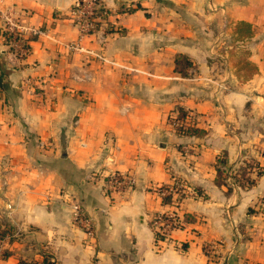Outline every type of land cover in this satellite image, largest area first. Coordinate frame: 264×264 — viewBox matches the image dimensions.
<instances>
[{"label":"crops","instance_id":"obj_1","mask_svg":"<svg viewBox=\"0 0 264 264\" xmlns=\"http://www.w3.org/2000/svg\"><path fill=\"white\" fill-rule=\"evenodd\" d=\"M80 1L0 0L42 31L25 33L21 60L0 33V228L13 237L0 264H264V173L249 189L215 181L221 154L230 172L248 160L264 168V0H99L110 14L103 40L80 38ZM240 21L252 37L226 47ZM238 47L256 68L246 79ZM180 55L186 77L174 70ZM176 108L203 134H177ZM113 173L132 176V190L106 193ZM172 176L195 193L180 212L197 235L172 233L183 253L156 244L151 228L169 209L154 188ZM76 203L93 239L74 221ZM211 241L222 245L208 259Z\"/></svg>","mask_w":264,"mask_h":264},{"label":"built area","instance_id":"obj_2","mask_svg":"<svg viewBox=\"0 0 264 264\" xmlns=\"http://www.w3.org/2000/svg\"><path fill=\"white\" fill-rule=\"evenodd\" d=\"M102 9L98 11V9ZM23 11L16 10L12 7L0 8V33L3 41L6 40L8 51L17 59L21 60L29 54L30 48L25 33L29 32L32 36H37L42 33L40 29L25 28L21 24ZM110 14L104 9L99 0H81L78 2L71 13V17L80 29V38L98 34L99 39L103 40L111 24L108 22ZM105 61L104 58L96 56ZM175 116V111L168 116V123L173 127V123L169 118ZM194 114L189 112L186 123L194 119ZM105 192L117 195H123L135 185V180L128 174L113 173L105 180ZM156 195L162 200L163 197L170 196L169 203L165 204L169 209L165 212L155 214L151 219V228L154 233L156 244L171 245L179 252H185L184 244L175 241L172 238V233L176 230L186 231L191 236H196V231L191 229L190 223L185 220V216L180 212V204L191 193L186 186L178 181L174 176L171 177V182L166 185H160L154 188ZM74 221L82 229L88 239H93L94 229L91 220L87 218L82 211L79 203L73 205ZM12 235H6L0 239V247ZM222 245L219 241L205 242L201 246L204 256L208 259L214 258L217 248Z\"/></svg>","mask_w":264,"mask_h":264},{"label":"trees","instance_id":"obj_3","mask_svg":"<svg viewBox=\"0 0 264 264\" xmlns=\"http://www.w3.org/2000/svg\"><path fill=\"white\" fill-rule=\"evenodd\" d=\"M102 9H98L101 11ZM107 11V10H106ZM108 12V11H107ZM109 13V12H108ZM253 31L252 27L247 22H237L231 34V45L234 44H242L244 41L252 37ZM6 43V40L3 41ZM237 52L242 56L240 60H238L236 64V73L239 76H242L244 79L250 77L255 71L256 68L250 62L247 61V57L249 56V50L243 47H238ZM175 72L178 73L181 77L188 76V69L192 66L191 61L187 56L180 55L175 58L174 61ZM5 72L0 69V90H6V82H5ZM189 116V111L183 108H176L175 116L173 118H169V121L173 123V128L179 135L183 136H196L202 135L203 131L199 130L195 127V117L189 123H186L187 117ZM228 168L226 161V154H221L216 161V184L218 185H226V179L228 177ZM234 170H232L233 172ZM230 172V177L237 183L238 187L242 189H249L256 184V181L259 177L264 173V168L260 167L256 161L248 160L242 161L237 167V173L232 174ZM253 172V175L251 174ZM230 192V189H228ZM170 201V196H166L162 198V202L167 204ZM185 220L189 223L193 222L191 217L188 215H184ZM12 235V229L10 227L4 226L0 228V239L4 238L6 235ZM13 237H10L9 240L12 241ZM42 264H52L50 263L48 258H45Z\"/></svg>","mask_w":264,"mask_h":264},{"label":"rangeland","instance_id":"obj_4","mask_svg":"<svg viewBox=\"0 0 264 264\" xmlns=\"http://www.w3.org/2000/svg\"><path fill=\"white\" fill-rule=\"evenodd\" d=\"M220 42L225 43L224 45L226 47H229L231 45L230 44L231 38L227 37V36H223V37H221ZM232 58H233V61H234V64H235L238 60H240L242 58V56L238 52H236V54H234V56H232ZM236 171H237V167L234 169L233 172L232 171L231 172H232V174H234V173H237ZM228 173H229V175H228V177H229L230 176V170H228ZM228 177H227L226 183H225L228 189L231 190V186H238L237 183L233 180L232 177H230L231 178L230 180H228Z\"/></svg>","mask_w":264,"mask_h":264}]
</instances>
